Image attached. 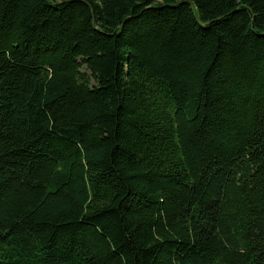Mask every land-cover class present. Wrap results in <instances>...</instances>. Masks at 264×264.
I'll return each mask as SVG.
<instances>
[{
    "label": "trees",
    "instance_id": "16d2710c",
    "mask_svg": "<svg viewBox=\"0 0 264 264\" xmlns=\"http://www.w3.org/2000/svg\"><path fill=\"white\" fill-rule=\"evenodd\" d=\"M0 264H264V0H0Z\"/></svg>",
    "mask_w": 264,
    "mask_h": 264
}]
</instances>
